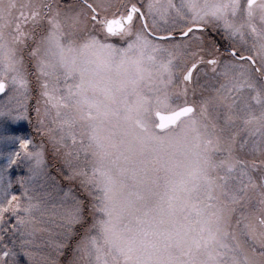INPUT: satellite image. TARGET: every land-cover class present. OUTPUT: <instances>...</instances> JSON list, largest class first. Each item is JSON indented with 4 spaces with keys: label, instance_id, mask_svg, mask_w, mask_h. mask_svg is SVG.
<instances>
[{
    "label": "snow or ice",
    "instance_id": "snow-or-ice-1",
    "mask_svg": "<svg viewBox=\"0 0 264 264\" xmlns=\"http://www.w3.org/2000/svg\"><path fill=\"white\" fill-rule=\"evenodd\" d=\"M209 27L223 29L233 59L197 113L180 97L202 63L216 71V42L202 55ZM177 31L183 50L160 42ZM29 65L39 130L54 152L70 141L65 155L85 158L67 162L92 197L90 220L79 200L64 212L68 238L83 231L70 264H264V79L253 77H264V0H0V93L26 99ZM249 138L258 161L238 154ZM0 139L19 141L6 167L21 154L42 162L28 139ZM18 179L19 195L11 180L3 188L0 222L10 213L26 224L21 197L26 216L35 207ZM241 206L254 209L244 226L259 250L236 235ZM9 254L0 250V264Z\"/></svg>",
    "mask_w": 264,
    "mask_h": 264
},
{
    "label": "rangeland",
    "instance_id": "rangeland-1",
    "mask_svg": "<svg viewBox=\"0 0 264 264\" xmlns=\"http://www.w3.org/2000/svg\"><path fill=\"white\" fill-rule=\"evenodd\" d=\"M17 4L24 3L26 0H16ZM67 3L68 0H62ZM146 2V0H143ZM161 5L167 3V0H157ZM177 5L180 0H173ZM160 33L164 35L163 29L172 27L171 18L168 24L159 21ZM89 28L91 25L88 26ZM176 33V32H175ZM112 42L116 43L117 40ZM166 47L170 45H179L183 50L185 41L177 31L174 38H167L160 41ZM34 69L29 65L28 79L30 81L27 98L17 96L16 94L0 93V113H24L20 119H12L7 115H0V136H14L26 138L29 140L28 151L42 152V162L36 163L33 159L26 158L23 154L16 156V163L8 164V153H15L19 150V141L0 139V196L3 194L5 184L11 180L12 185L10 192L19 195L21 192L20 181L18 178L24 177V186L28 190V195L32 197L31 203L35 205L27 216L23 212V207L28 201L21 197V209L19 215L24 216L25 225H18L15 216L6 213L4 221L0 222V250L5 246L9 251V256L4 257L6 264H70V261L76 259L81 254L74 251L76 241L83 235L80 225H74L71 230V238H68V226L64 220L65 209L75 203L76 200L83 202L85 216L91 219L89 213V202L92 197L80 183V178L72 177L68 167V161L73 165H81L84 162V155L81 153L77 159L75 152L71 155H65L71 151L70 141L68 148L61 147L59 152H54L53 147L48 141V133L43 132L41 125L37 120L34 109L37 107L36 99L38 90L36 80L33 75ZM61 84L63 80L60 81ZM210 87H188L187 96L181 95L180 100L187 99L196 106V112L199 113L200 102L208 96L214 95ZM43 111V105H40ZM211 112V109H209ZM223 114V109H220ZM49 124L46 122L45 127ZM246 135L241 133L240 136ZM240 137H238L239 142ZM238 154L246 161L260 160L258 152L252 151L251 138L249 144L243 150H238ZM259 166V165H258ZM31 169V171H30ZM257 175V173H253ZM256 205V200L251 201ZM258 211V205H256ZM253 207L241 206L233 219V226L236 228L238 239L247 245L256 247L259 250L258 243H254L246 235L247 229L244 226V216L249 220L254 219ZM239 219L241 223L236 225L235 221ZM23 232V235L21 234ZM24 243H21V242ZM27 253V255H26ZM78 264H84L80 260Z\"/></svg>",
    "mask_w": 264,
    "mask_h": 264
},
{
    "label": "flooded vegetation",
    "instance_id": "flooded-vegetation-1",
    "mask_svg": "<svg viewBox=\"0 0 264 264\" xmlns=\"http://www.w3.org/2000/svg\"><path fill=\"white\" fill-rule=\"evenodd\" d=\"M143 2V0H142ZM246 2V0H244ZM177 33V32H176ZM176 33H174V38L176 36ZM198 35L200 33H197ZM203 37H204V44L203 47L205 48V52L202 53L204 55L205 59L210 58L208 56V47L211 41H215L216 44L219 46V53L218 56V65L216 66V71L213 72L211 70V66L207 65L206 63H202L199 66V73L196 74L194 72L191 82L187 85L188 87H212L216 88L219 86V82L222 81V76H219L218 73L222 71V66L224 64L225 60L233 59L228 49L226 48V45L231 43V40L224 36L223 29L222 28H216L213 29L211 27L205 29L203 31ZM253 77L255 80L259 81L261 79H264V77H261L259 73H253Z\"/></svg>",
    "mask_w": 264,
    "mask_h": 264
}]
</instances>
